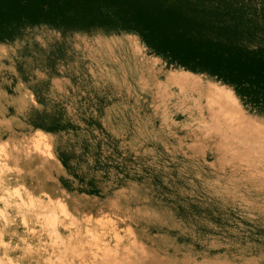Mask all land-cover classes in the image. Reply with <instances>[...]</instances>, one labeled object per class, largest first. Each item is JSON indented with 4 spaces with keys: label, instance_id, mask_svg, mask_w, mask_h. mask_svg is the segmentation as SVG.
Returning <instances> with one entry per match:
<instances>
[{
    "label": "rangeland",
    "instance_id": "374dc122",
    "mask_svg": "<svg viewBox=\"0 0 264 264\" xmlns=\"http://www.w3.org/2000/svg\"><path fill=\"white\" fill-rule=\"evenodd\" d=\"M100 20L0 40V264H264V89ZM175 72L232 86L244 132Z\"/></svg>",
    "mask_w": 264,
    "mask_h": 264
},
{
    "label": "trees",
    "instance_id": "16d2710c",
    "mask_svg": "<svg viewBox=\"0 0 264 264\" xmlns=\"http://www.w3.org/2000/svg\"><path fill=\"white\" fill-rule=\"evenodd\" d=\"M104 9L181 65L264 89V0H0V40L26 24H95Z\"/></svg>",
    "mask_w": 264,
    "mask_h": 264
},
{
    "label": "bare ground",
    "instance_id": "6f19581e",
    "mask_svg": "<svg viewBox=\"0 0 264 264\" xmlns=\"http://www.w3.org/2000/svg\"><path fill=\"white\" fill-rule=\"evenodd\" d=\"M127 47L134 51L135 56H138L139 54H141V47L137 43V41H135L134 39H128L127 40ZM166 77H167V80L171 81V83L173 82V84H175V86H177L179 88V90H181V91L188 89V88L194 89L195 87H197V85H201L206 91V93L204 92L205 93L204 95L201 94V99L204 96H207L208 99H210L209 103H208V111H209L208 118L211 121V124L212 123L219 124L222 121H224L225 124H227L226 127L228 129L232 130V132H231V134H233L232 136H235L238 133H241V131L244 132V128L242 126L245 124V122L247 121V118L249 116L246 112V109H244L243 103H241L239 96L236 94V91L233 89L232 86H227V85H225V83H220L219 81H215L214 79H210L208 75H205V78H203V77H198L197 75H185V74L175 72L173 74H167ZM212 100L215 101L217 103V105H219L218 110H216L217 108L216 109L214 108V104L212 103ZM210 101H211V103H210ZM227 117H229V119L232 117V118H234L233 120L236 119V121L227 122V120H228ZM248 119H250V118H248ZM220 126H222V125H220ZM246 126H248V125H246ZM256 127H257V125H256ZM219 128L220 127L217 128L218 132L215 130V133L226 135L227 130L223 132ZM219 130H221V131H219ZM259 130L261 131V129H259ZM253 133H254V131H253ZM259 133L260 132H258V134ZM227 135H228V133H227ZM212 155H216L215 151H213V150H212Z\"/></svg>",
    "mask_w": 264,
    "mask_h": 264
}]
</instances>
